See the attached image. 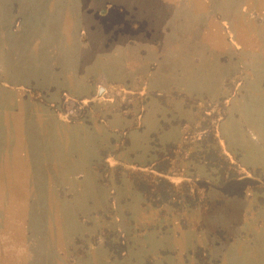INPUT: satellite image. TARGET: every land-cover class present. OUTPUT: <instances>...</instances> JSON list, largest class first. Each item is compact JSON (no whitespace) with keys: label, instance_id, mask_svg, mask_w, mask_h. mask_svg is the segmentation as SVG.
Instances as JSON below:
<instances>
[{"label":"rangeland","instance_id":"1","mask_svg":"<svg viewBox=\"0 0 264 264\" xmlns=\"http://www.w3.org/2000/svg\"><path fill=\"white\" fill-rule=\"evenodd\" d=\"M0 264H264V0H0Z\"/></svg>","mask_w":264,"mask_h":264},{"label":"flooded vegetation","instance_id":"2","mask_svg":"<svg viewBox=\"0 0 264 264\" xmlns=\"http://www.w3.org/2000/svg\"><path fill=\"white\" fill-rule=\"evenodd\" d=\"M227 251V250H226Z\"/></svg>","mask_w":264,"mask_h":264}]
</instances>
